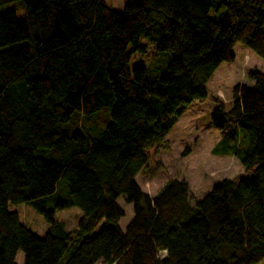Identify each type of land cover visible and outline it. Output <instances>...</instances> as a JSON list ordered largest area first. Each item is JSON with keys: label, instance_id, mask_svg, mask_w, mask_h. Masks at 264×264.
Wrapping results in <instances>:
<instances>
[{"label": "trees", "instance_id": "16d2710c", "mask_svg": "<svg viewBox=\"0 0 264 264\" xmlns=\"http://www.w3.org/2000/svg\"><path fill=\"white\" fill-rule=\"evenodd\" d=\"M20 2L0 15V264H258L264 260V72L210 99L217 145L248 177L194 200L185 180L149 197L135 178L186 108L240 44L264 61V0ZM212 13V14H211ZM144 41L146 45L141 42ZM151 67H129L134 55ZM165 71L152 75L163 55ZM154 76V78H152ZM111 108L104 130L70 132L74 113ZM66 191L55 209L40 205ZM122 200L132 215L123 229ZM192 204V205H191ZM31 205L48 232H29L9 207ZM81 213L74 231L56 212ZM99 227L98 232L96 229Z\"/></svg>", "mask_w": 264, "mask_h": 264}, {"label": "rangeland", "instance_id": "374dc122", "mask_svg": "<svg viewBox=\"0 0 264 264\" xmlns=\"http://www.w3.org/2000/svg\"><path fill=\"white\" fill-rule=\"evenodd\" d=\"M103 1L112 11L121 12L127 0ZM8 12H14L18 20L23 18L20 2L0 7V15ZM141 43L146 45L144 41ZM233 52L234 62L221 64L209 81L208 99L188 106L174 128L165 137L162 147L148 152L149 161L136 176L135 181L149 197L154 196L169 180H185L188 183L191 197L198 200L206 195L216 182L237 181L248 177L233 152L224 155L225 157L221 155L224 147L217 144L222 134L212 128L209 122V114L213 108L211 98L228 106L231 103V90L234 86H251L252 83L246 79L248 71L264 72V61L250 50L236 44ZM151 53L152 50L149 48L145 56L134 55L129 67L133 68L138 64L147 68L151 67L153 63L149 57ZM170 57L171 55L167 54L158 58L159 61L152 68V75L163 73L170 62ZM111 111V108H105L89 116L74 113L65 128L72 133L87 129L104 130L111 119ZM65 198L66 191L58 187L57 194L46 199L40 206L52 210ZM118 204L125 212V217L119 223L120 227L124 228L131 218L132 208L124 205L122 200H118ZM9 211L16 213L19 222L37 237L41 238L48 232L43 218L33 206H10ZM81 216L78 209L70 208L56 212L54 219L62 223L66 231H74ZM98 230L99 227L96 232ZM22 261V255L19 253L16 263L22 264ZM258 264H264V260Z\"/></svg>", "mask_w": 264, "mask_h": 264}, {"label": "crops", "instance_id": "0c3cea01", "mask_svg": "<svg viewBox=\"0 0 264 264\" xmlns=\"http://www.w3.org/2000/svg\"><path fill=\"white\" fill-rule=\"evenodd\" d=\"M213 76H214V75H213ZM213 76H212V77H213ZM210 80H211V79H210ZM208 83H209V82H208ZM207 86H208V85H207ZM192 104H193V103H192ZM212 109H213V108H212ZM224 157H225V156H224ZM119 223H120V222H119ZM119 226H120V224H119ZM124 227H125V226H124ZM121 229H123V228L121 227Z\"/></svg>", "mask_w": 264, "mask_h": 264}]
</instances>
